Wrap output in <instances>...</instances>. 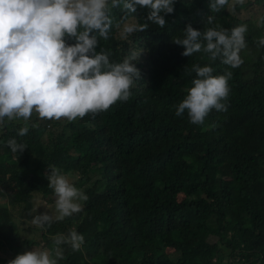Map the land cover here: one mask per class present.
<instances>
[{"label": "trees", "instance_id": "obj_1", "mask_svg": "<svg viewBox=\"0 0 264 264\" xmlns=\"http://www.w3.org/2000/svg\"><path fill=\"white\" fill-rule=\"evenodd\" d=\"M210 2L174 0L163 28L146 20L147 8L110 7L113 26L107 40L96 34V51L110 63L139 54L131 63L140 78H133L128 100L72 121L40 119L35 112L28 121L4 118L0 264L30 250L54 257L55 237L70 230L84 243L77 251L60 245L58 264H264V46L258 44L264 0H244L234 12L228 10L234 0L218 12ZM125 16L148 27L120 38L116 25ZM188 24L229 34L246 25L243 63L231 68L203 51L182 55L173 39L183 38ZM193 65L210 66L213 75L232 72L227 110L212 109L203 124L191 123L187 110L175 115L174 105L197 78ZM12 139L26 148L13 153ZM51 167L88 197L78 201L80 212L63 220L55 219ZM44 212L52 221L40 228L32 220ZM25 230L40 232L26 236Z\"/></svg>", "mask_w": 264, "mask_h": 264}, {"label": "clouds", "instance_id": "obj_2", "mask_svg": "<svg viewBox=\"0 0 264 264\" xmlns=\"http://www.w3.org/2000/svg\"><path fill=\"white\" fill-rule=\"evenodd\" d=\"M234 0L229 11L234 12ZM229 0H211L209 8L218 12ZM137 6L147 8V21L163 28L165 14L173 13L174 0H0V123L4 118L30 120L32 113L40 119L66 118L69 121L88 113L107 110L117 100L126 101L130 96L133 78H140V71L133 60L137 54L125 58L122 63H110L108 54L97 53V35L109 38L113 26L110 7H122L126 13H136ZM122 18L121 36L140 31L147 24L129 23ZM213 17H207L212 24ZM121 23L116 25L121 27ZM219 26L201 32L188 24L183 38L173 42L184 48L182 55L191 56L203 51L209 59L218 57L222 63L239 67L243 61L240 51L245 47L246 25L231 29L230 34ZM95 33V34H94ZM65 37L74 38L67 44ZM264 46V37L258 40ZM196 77L188 94L175 107V115L182 116L187 110L191 123L203 124L208 113L215 109L226 111L229 95L228 80L231 71L213 75L210 66L193 65ZM28 132L27 126L19 129V135ZM13 153L22 152L26 146L9 140ZM48 186L54 190L56 220H63L81 211L78 201H86L87 195L78 190L54 167L50 168ZM52 217L44 212L33 217L32 223L40 228L50 224ZM55 256L48 251L30 250L17 255L8 264H58L63 259L60 245L67 244L77 251L84 243V236L75 230L68 235H57Z\"/></svg>", "mask_w": 264, "mask_h": 264}, {"label": "rangeland", "instance_id": "obj_3", "mask_svg": "<svg viewBox=\"0 0 264 264\" xmlns=\"http://www.w3.org/2000/svg\"><path fill=\"white\" fill-rule=\"evenodd\" d=\"M264 9V8H263ZM126 22H129V23H135L134 22V20H132V19H130V20H128V21H126ZM121 31H122V26L119 28V30H118V34H119V37L120 38H123L122 36H121ZM46 207H49V206H46ZM39 230H37V231H35L34 233H33V235L32 234H30L29 233V231H27V230H25V231H23V234L24 235H26V236H29V235H32V236H38L39 235ZM211 241L214 239V237H211V238H209ZM3 256H4V254H2Z\"/></svg>", "mask_w": 264, "mask_h": 264}]
</instances>
